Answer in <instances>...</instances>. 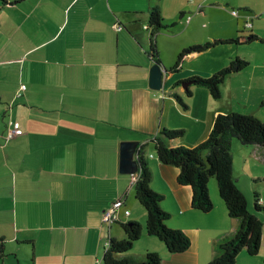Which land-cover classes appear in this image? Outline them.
Listing matches in <instances>:
<instances>
[{
	"label": "crops",
	"instance_id": "0c3cea01",
	"mask_svg": "<svg viewBox=\"0 0 264 264\" xmlns=\"http://www.w3.org/2000/svg\"><path fill=\"white\" fill-rule=\"evenodd\" d=\"M155 4L173 25L157 34L167 69L189 46L239 40L190 52L165 87L153 88L147 26ZM251 34L257 39L248 41ZM236 56L250 64L226 78L220 98L205 87L188 97L181 84L176 90L187 97L184 108L171 91L177 80L212 75ZM263 102L264 0H0V264L29 262L20 256L27 252L31 264H103L110 237L124 236L120 221L102 220L119 199L131 211L120 220L146 222L135 196L138 172L120 171L123 140L146 143L151 186L164 196L168 224L191 239L186 251L170 253L144 232L130 255L155 251L164 264H208L240 220L228 215L213 178V209L193 208L191 187L178 182L179 167L158 158L151 138L164 127L182 130L178 142L193 147L209 136L218 112L264 120ZM10 120L17 129L12 138ZM240 145L233 140L238 185L250 206L255 194L264 205V148ZM235 150L242 151L239 165ZM237 166L254 184L235 173ZM235 264H264V232L258 253L245 248Z\"/></svg>",
	"mask_w": 264,
	"mask_h": 264
},
{
	"label": "trees",
	"instance_id": "16d2710c",
	"mask_svg": "<svg viewBox=\"0 0 264 264\" xmlns=\"http://www.w3.org/2000/svg\"><path fill=\"white\" fill-rule=\"evenodd\" d=\"M1 1L6 4L9 0ZM147 30L150 33L147 53L154 63L162 66L157 34L163 30H173V25L165 23L158 4L150 9ZM246 39L256 40L257 36L251 34ZM238 40L239 38L229 37L189 46L178 54L175 63L168 71L171 73L180 71L185 57L192 51H203L216 43L238 42ZM249 64V60L236 56L228 65L212 75H194L177 80L171 91L184 108L189 107V102L187 97L176 90V87L185 81L191 82L186 88L188 97L193 95L195 87H205L214 98H220L221 84L226 78L244 70ZM182 133V130L164 127L152 136L151 141L155 144L158 158L165 164L179 167L178 182L191 187L193 208L203 212L213 209L214 202L209 190V183L213 177L216 179L228 215L240 220L239 229L233 236L219 244L215 258L208 264H235L238 254L245 248L252 254L258 253L264 232V205L255 194L254 205L250 206L239 187L233 171L232 144L233 140L238 139L244 145L264 148V120L254 113L218 112L209 136L193 147L178 142ZM145 148L146 143H143L137 150L139 170L135 182V196L146 211V222L143 224L138 220H119L124 228V236L110 237L104 252L103 264H164L161 255L155 251H148L141 258L130 255L136 241L144 232L160 239L170 253L186 251L191 245V239L184 231L170 227L168 224L171 215L161 206L163 194L155 191L151 186L153 172ZM2 239L0 238V256L3 255L5 247Z\"/></svg>",
	"mask_w": 264,
	"mask_h": 264
},
{
	"label": "water",
	"instance_id": "95a60500",
	"mask_svg": "<svg viewBox=\"0 0 264 264\" xmlns=\"http://www.w3.org/2000/svg\"><path fill=\"white\" fill-rule=\"evenodd\" d=\"M244 40V38H242ZM152 82L151 87L163 88L168 84L169 76L172 74L166 67L158 64L153 65L152 69ZM191 84L190 81L182 83L184 88H187ZM140 147L139 140H123L121 142V159H120V171L124 173L135 174L139 170V161L137 159V150Z\"/></svg>",
	"mask_w": 264,
	"mask_h": 264
},
{
	"label": "built area",
	"instance_id": "2783aa9c",
	"mask_svg": "<svg viewBox=\"0 0 264 264\" xmlns=\"http://www.w3.org/2000/svg\"><path fill=\"white\" fill-rule=\"evenodd\" d=\"M233 14L235 15H239L240 14V10L238 9H233ZM191 19V16H188V20ZM116 29L120 30L123 28V26L121 24H117L115 25ZM26 85L22 84L21 85V91L22 89H25ZM21 95L20 92L17 93V96ZM9 127H8V131H7V136L8 138H12L17 134V129L16 128H12V121L10 120L9 122ZM153 156V155H152ZM137 179H135L136 181ZM125 213L126 215H129L131 213V211L126 208L124 206V201L122 199H119L117 201H114L110 206H108L104 212H103V216H102V220L104 223H113V222H117L121 219L122 214Z\"/></svg>",
	"mask_w": 264,
	"mask_h": 264
},
{
	"label": "rangeland",
	"instance_id": "374dc122",
	"mask_svg": "<svg viewBox=\"0 0 264 264\" xmlns=\"http://www.w3.org/2000/svg\"><path fill=\"white\" fill-rule=\"evenodd\" d=\"M215 12H217V13H219L220 14V12L219 11H215ZM215 15H217V14H215ZM189 16H191V14H189ZM217 16H219V15H217ZM213 26H215V24L213 25ZM178 27H176V29H177ZM162 32H165V31H162ZM149 44H150V41H149ZM251 55V54H250ZM251 57H252V59H256V56L254 57V56H252L251 55ZM249 60V59H248ZM250 61V60H249ZM245 73H248L247 71H244ZM222 85V84H221ZM251 107V106H250ZM248 109H249V106H248ZM236 140V142L238 143V142H240L238 139H235ZM241 148H244V150H248V148L249 147H252V145H244V144H242L241 143ZM254 146V145H253ZM253 148V147H252ZM251 148V149H252ZM250 149V150H251ZM234 154H235V157H236V161H237V165H239V158H240V156L242 155V151L241 150H235L234 151ZM235 173H237V174H240L243 178H245L246 180H248L249 181V183L251 182L252 183V179H255L254 177L252 178L251 177V175H248V177H246L245 176V171H241V170H239V166H237L236 167V170H235ZM213 178V177H212ZM213 180H215V182H216V179L215 178H213ZM252 184H254V183H252ZM6 254H9V253H6ZM3 256V255H2ZM20 256H24L26 259H27V261H29V262H22V264H31V262H30V259H32L31 258V253L30 252H27V253H22ZM27 256V257H26Z\"/></svg>",
	"mask_w": 264,
	"mask_h": 264
}]
</instances>
